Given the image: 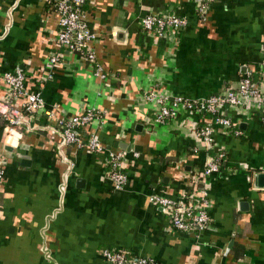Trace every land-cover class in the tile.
Listing matches in <instances>:
<instances>
[{
	"label": "crops",
	"instance_id": "1",
	"mask_svg": "<svg viewBox=\"0 0 264 264\" xmlns=\"http://www.w3.org/2000/svg\"><path fill=\"white\" fill-rule=\"evenodd\" d=\"M84 9L103 78L82 53L56 46L49 0H0V74L19 70L24 89L39 91L43 106L64 118L104 110L102 122L86 130L104 149L123 152L126 181L112 190L104 153L65 147L62 160L42 131L6 135L0 117V264H106L102 249L159 264H264L260 109L224 106L230 125H214L206 145L196 134L211 121L203 108L179 106L174 118L157 122L156 105L143 98L151 92L196 104L236 88L246 72L264 98L257 73L264 0H88ZM148 14H175L187 24L146 31L139 20ZM51 54L58 60L49 67ZM6 95L0 80V98ZM220 153L217 171L204 178L208 223L198 233L174 229L147 196L182 198L196 183L193 174ZM67 163L72 170L59 197Z\"/></svg>",
	"mask_w": 264,
	"mask_h": 264
},
{
	"label": "built area",
	"instance_id": "2",
	"mask_svg": "<svg viewBox=\"0 0 264 264\" xmlns=\"http://www.w3.org/2000/svg\"><path fill=\"white\" fill-rule=\"evenodd\" d=\"M88 0H49L56 14L55 44L57 47L69 52H80L92 65V72L98 78H103L101 65L96 61L91 45L95 33L89 26L84 6ZM140 27L143 30L163 33L170 30H180L187 24L184 17L168 14L164 16L148 14L140 18ZM58 60L57 54L48 57L49 67ZM260 70L258 74L264 76V45L260 58ZM0 80L5 85L7 98H0V117L5 121L4 133L12 131H42L48 139L52 140L55 151L62 160L65 147L75 150H85L91 153H104L103 164L106 167L105 174L114 191H119L125 181L126 174L123 170V152L104 149L103 145L92 131L86 130V125L91 121L102 122L104 110L87 108L80 113L69 117H62L52 106H43L39 91L28 92L23 86V74L19 70L3 71ZM251 73L246 72L238 86L227 89L224 93L211 94L198 103L192 104L189 100L180 96H167L165 94L145 93V101L153 102L157 109L154 112V120L163 122L174 118L177 108L185 106L188 109L203 108L211 115V121L200 126L196 134L206 145L212 143V127L214 125L228 127L230 121L221 110L224 106H241L254 104L261 111V122L264 125V98L262 97ZM21 101L14 106L11 99ZM136 155V153H134ZM218 154L216 158L209 159L193 174V187L180 199H172L161 194H149L147 201L167 214L171 227L178 231H191L198 233L208 223V200L205 194L204 178L218 169ZM67 162V161H64ZM70 163L65 165L60 182L57 185L59 197H62L67 178L71 173ZM4 174L3 159L0 156V185ZM101 256L106 264H159L155 260L146 257L128 256L122 250L102 249Z\"/></svg>",
	"mask_w": 264,
	"mask_h": 264
},
{
	"label": "water",
	"instance_id": "3",
	"mask_svg": "<svg viewBox=\"0 0 264 264\" xmlns=\"http://www.w3.org/2000/svg\"><path fill=\"white\" fill-rule=\"evenodd\" d=\"M258 176H262V174H259Z\"/></svg>",
	"mask_w": 264,
	"mask_h": 264
},
{
	"label": "trees",
	"instance_id": "4",
	"mask_svg": "<svg viewBox=\"0 0 264 264\" xmlns=\"http://www.w3.org/2000/svg\"><path fill=\"white\" fill-rule=\"evenodd\" d=\"M5 122V121H4Z\"/></svg>",
	"mask_w": 264,
	"mask_h": 264
}]
</instances>
